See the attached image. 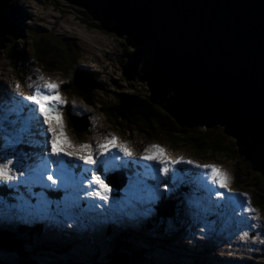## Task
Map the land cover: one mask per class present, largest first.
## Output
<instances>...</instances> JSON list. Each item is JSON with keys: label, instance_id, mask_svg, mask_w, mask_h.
Returning a JSON list of instances; mask_svg holds the SVG:
<instances>
[{"label": "rangeland", "instance_id": "374dc122", "mask_svg": "<svg viewBox=\"0 0 264 264\" xmlns=\"http://www.w3.org/2000/svg\"><path fill=\"white\" fill-rule=\"evenodd\" d=\"M11 4L26 14L24 26L30 33L29 36L25 32L26 41L23 43H7L0 54V117L3 115L6 119L10 117L14 120L10 122V127L17 135L22 127L21 119L28 114V109L24 111L25 108L22 107H25V102L20 100V113L17 111L18 102L12 97L11 86L19 83L21 91L29 92V85L38 82L37 77L41 74L66 84H73L74 70L86 69L103 83L105 95L99 96L103 103L109 106H114L118 96L120 100L122 97L133 100L135 97L151 98L148 81H142L139 76L126 80L123 75L122 66L128 61L127 55L136 49L127 43V35L119 36L109 29L95 27L101 22L99 19L89 15L84 7L68 3L66 0H13ZM43 37L51 38L52 42L70 52L71 59L68 60L71 62L58 64L53 70L46 68L45 64L37 59L36 48L32 44V40ZM12 48L14 53L10 52ZM64 83L60 84L59 88L60 95L66 101L61 106V114L65 136L72 144H89L92 148L95 145V150L97 142H102L104 136L111 134L116 136L118 141L127 142L137 153L135 156H124V159H131L128 161L131 163L142 160L138 154L145 146L157 144L169 158L181 157L183 160L191 159L200 164L218 165L228 175L227 187L213 184L209 177L210 170L195 168L183 161L172 164L165 175L159 173L155 161H143L149 162L153 167V170L146 172L150 175L149 178L156 179V174H159L158 179L161 178V182L165 180L157 189L161 204L170 199L181 206H175L173 216L168 215L165 219L161 218L163 213L160 211L163 207L160 204H146L148 201H145V198L140 201V188H131L128 185L129 176L124 174L126 169L117 172L110 180L127 176L125 186L110 184L111 191L107 202L98 196L82 194L85 198L91 197L85 201V206L72 200H81L83 197L73 195L69 196L72 198L65 196L57 199L58 201L51 200L49 204L31 205L21 195L22 190L17 187L7 190L14 185L2 183L0 221L4 220L6 223H0V230H9L17 236H24L27 228L30 230L42 223L43 232L39 237L41 244L49 245L53 242L59 249L69 247L70 256L88 258L96 255L105 262L114 251L127 253L125 248L118 249V243L113 239L116 237L120 243H127L125 247L130 245L143 252L135 264H264V206L258 207L254 202V194H264V188L257 186L255 182L252 185L240 184L239 173L242 175L249 169L245 165L249 164V161L245 159V154L238 152L237 138L223 132L229 139H234L227 156L211 153L207 149L198 152L189 142H173L157 129L150 127L152 129L147 130L140 119L134 120L132 124L123 121L124 125H118L114 121L116 114H113L111 119L101 104L94 105L82 96L69 95L71 87L63 86ZM94 87L87 86L85 90H92ZM5 94L8 97L7 102ZM7 108L12 111L8 116ZM37 114L34 112V115ZM75 115L84 122L86 120L90 126L78 130L72 122L73 119L74 122L76 120ZM77 123L80 125V122ZM209 127L216 128L217 125ZM0 128L8 130L5 125ZM27 136L29 134H26ZM0 137V158L9 155L10 151L15 152L13 146L6 147L5 143L21 146L14 141L15 136L9 137V140L2 135L1 130ZM25 141L23 145L29 146L30 140ZM116 153L119 154L117 150ZM109 166L107 165L106 169ZM104 169L105 167L100 170L102 175L105 173ZM256 175L257 173L254 175L252 171L247 178L252 179ZM2 185L6 189L2 188ZM96 188L95 185L87 190L91 192ZM129 189L132 191H128ZM12 192H18L15 193L18 194L15 197L18 201L11 197ZM217 192L221 195L217 196ZM38 194L41 195V192ZM142 196L147 197L148 193L143 192ZM243 208L253 211H244ZM10 219L13 224L8 223ZM153 223L162 226V230H159V227L158 230L147 227ZM166 234H169V237H165ZM11 257L9 259H13ZM6 258L8 257L3 259L7 262ZM129 260L131 261L130 257Z\"/></svg>", "mask_w": 264, "mask_h": 264}, {"label": "water", "instance_id": "95a60500", "mask_svg": "<svg viewBox=\"0 0 264 264\" xmlns=\"http://www.w3.org/2000/svg\"><path fill=\"white\" fill-rule=\"evenodd\" d=\"M0 0V38L13 36L17 9ZM135 46L127 80L148 81L151 100L185 125H220L264 171V0H66ZM130 100V101H128ZM130 112L134 100L122 97ZM82 130L77 119L74 122ZM248 160V158H245ZM0 264H44L21 259ZM53 264H83L80 262ZM130 264L125 252L106 263Z\"/></svg>", "mask_w": 264, "mask_h": 264}, {"label": "trees", "instance_id": "16d2710c", "mask_svg": "<svg viewBox=\"0 0 264 264\" xmlns=\"http://www.w3.org/2000/svg\"><path fill=\"white\" fill-rule=\"evenodd\" d=\"M16 17L17 29L15 31V34L6 38H0V54L5 49L7 43L11 42L15 44L19 43L20 41L21 43H23V41H26V38H24L25 32H27V34L30 36V33H28L29 30L24 26L26 25V14L23 13L22 10H19L17 8ZM100 21L101 22H98L95 27L99 29H109L107 23H104L103 20ZM17 39L20 40L17 41ZM32 44L34 48H36L37 59L44 63L46 68L48 69L53 70L54 68L58 67V64L71 62V60H68V58L71 59L70 52H68L65 48L62 49L63 47L61 48V46H59L56 42H52L51 38H38L35 41L32 40ZM10 52L14 53V49L12 48ZM63 86L71 87V91L69 92V95L71 96H73L74 94L79 95L82 96L88 103L94 105L99 103L102 107L104 106L103 108L105 109V112L109 118H111L113 114H116V116H114V121L118 125H124L125 123H128V121L130 124H132L134 120L140 119L144 125L143 127H146L147 130L152 128H154V130L157 129L160 134L165 135V137L167 136V138L171 139L173 142H189L191 143V145H194L195 149L198 152H202L203 149H207L211 153H220L221 155L227 156L229 154L230 145H232L231 143L234 142V139H229L227 135L223 133L224 130H222V128L219 126H217L216 128H212L202 123L193 125V127L185 124H179L177 118H175L166 109L164 103H160L158 101L153 102L149 96L145 99L135 97L134 104H136V108H134L130 112H126L120 109L119 106L121 100L119 96L117 97V102H115L114 106L104 104L99 96V94L105 95V91L103 90V83L98 81L95 76L86 69L76 68L74 70L73 84L64 83ZM87 86L95 87L92 90L86 91L85 89ZM67 116H69V113ZM238 152L241 154L243 153L241 147L238 148ZM244 156L245 158H248L249 164L245 165L249 169L242 175L239 173L240 184L243 185L244 183H250V185H252L255 182L257 186L264 188V171L262 170V167L257 160L256 153H251ZM252 171H254V175L256 173L257 175L252 179H248L247 177L252 173ZM168 202L169 203H166L160 211L161 213H163L161 217H167L168 215L171 216L174 214L176 205L175 203L171 202V200H169ZM254 202L256 206L263 207L264 194H254ZM179 208H181L180 205ZM147 227L154 230H158V227L159 230H162L163 228L162 226H157V223L149 224ZM32 229L34 230L27 231V233L25 232L24 236H17L13 232L0 230V255H4L3 257L1 255V258L3 259L5 257H8L6 258L8 262H12V260L18 261L20 259L38 260L39 262H42L44 264L70 263L74 261L95 262L99 259V257L96 255L88 258L70 256L69 247L59 249L54 246V243L43 245L41 244L42 242L39 241L40 234L37 233L41 231L42 228L34 227ZM168 233L171 232L168 231ZM165 237H169V234H166ZM113 239L116 243H118L119 250H121V248L126 249V252L131 258V264L137 263L138 257L143 254V252L135 249L130 245L125 247L127 243H120V241L116 237H114ZM112 256L113 254H111L110 258L108 257V261ZM10 257L13 259H9Z\"/></svg>", "mask_w": 264, "mask_h": 264}, {"label": "snow or ice", "instance_id": "6c2138e0", "mask_svg": "<svg viewBox=\"0 0 264 264\" xmlns=\"http://www.w3.org/2000/svg\"><path fill=\"white\" fill-rule=\"evenodd\" d=\"M36 83L29 85L30 92L21 91L19 83L15 84V94L20 97L23 102H27L29 109L38 113V116L42 118L37 120V124H41L45 135L46 150L49 155L53 157H59L61 155L74 158L82 162L85 165H97L105 164L102 159L105 153L110 152L112 149H116L124 156L137 155L127 144V142L118 141L114 135H106L102 142H97L95 150L89 144H72L64 133V122L61 114V106L65 104L64 98L60 95V84L64 81H58L52 78L39 75ZM38 134V133H37ZM22 140H17V143ZM140 159L146 161H155L159 165V173L165 175L168 173L170 166L177 162L183 161L195 168L208 169L209 177L213 184L219 187H227L228 175L225 171L221 170L216 164H200L191 159L183 160L181 157L169 158L157 144H149L143 148V151L139 154ZM101 157V159H96ZM115 160H119V156L113 157ZM44 163L38 166L37 169L29 170L34 173L33 182H43L45 179L51 182L48 187L57 186V180L62 183H67L70 177L66 176L67 165L66 162L60 159L53 160L52 163L56 165L55 172L51 171L47 167V157L43 158ZM16 163H20L19 159ZM15 167L13 159L3 157L0 158V182L7 183L14 180L16 177L13 174ZM106 170V164H105ZM90 169L85 168L83 172H88ZM91 183L97 186L96 190L89 192L86 188L82 189L88 196H98L101 200L107 202L109 200V193L111 186L106 182L104 176L100 173L99 169H91ZM20 175H25L24 172H20ZM87 182V177H81V183ZM217 196L221 193L217 192ZM246 195V194H245ZM244 211H253L250 208H243ZM245 235H247L245 233Z\"/></svg>", "mask_w": 264, "mask_h": 264}, {"label": "bare ground", "instance_id": "6f19581e", "mask_svg": "<svg viewBox=\"0 0 264 264\" xmlns=\"http://www.w3.org/2000/svg\"><path fill=\"white\" fill-rule=\"evenodd\" d=\"M82 108V107H81ZM82 110L84 111V112H86V113H88V111H86L85 109H83L82 108ZM90 113V112H89ZM31 117L33 118V120H36L37 118H38V116H36V115H34V111H33V115H31ZM75 119H77V121H79L80 122V124L81 123H84L86 126H84V124H81V126H82V128H87V127H89L90 126V124L87 122L86 123V120H85V122H84V120L82 121L81 119H80V117L79 116H76L75 115ZM91 122V121H90ZM218 126V125H217ZM38 130V129H37ZM46 157H47V159L49 160L50 159V157L48 156V155H46ZM109 166V165H108ZM124 169H126V170H129L128 169V165H125L124 166ZM131 169H135L133 166H131ZM105 170V169H104ZM127 172L125 171L124 172V174H126ZM155 175V174H154ZM127 177V176H126ZM126 177L125 176H123L122 178H119V179H115V180H112V181H110L109 182V184H114V185H119V186H125L126 184H127V179H126ZM128 178V177H127ZM199 183V182H198ZM15 187H17L18 188V186H16V185H14V186H12V187H10V188H8L7 190H13ZM197 187H199V186H197ZM2 188H4L3 187V185H2ZM186 188V187H185ZM201 188V187H200ZM4 189H6V188H4ZM140 189H142V188H140ZM198 189V188H197ZM213 189V188H212ZM132 191V190H131ZM201 191H203L202 190V188H201ZM130 193H132V192H130ZM210 196V195H209ZM15 197H17V195L15 196ZM14 197V198H15ZM99 200V199H98ZM58 201V200H57ZM60 201V200H59ZM4 214H6V213H4ZM12 219H10L9 220V224H11V223H13L12 221H11ZM3 223V224H5L6 223V221H4V220H1L0 221V223ZM258 227V226H257ZM259 228V227H258ZM239 232V231H238ZM249 245V244H248ZM233 264V263H232ZM234 264H235V262H234Z\"/></svg>", "mask_w": 264, "mask_h": 264}]
</instances>
